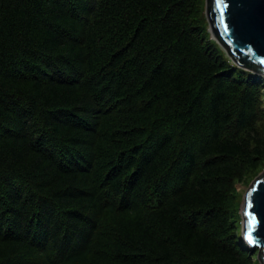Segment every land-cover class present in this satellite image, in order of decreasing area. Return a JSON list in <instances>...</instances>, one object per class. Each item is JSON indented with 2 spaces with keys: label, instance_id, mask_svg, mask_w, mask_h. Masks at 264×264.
Wrapping results in <instances>:
<instances>
[{
  "label": "trees",
  "instance_id": "1",
  "mask_svg": "<svg viewBox=\"0 0 264 264\" xmlns=\"http://www.w3.org/2000/svg\"><path fill=\"white\" fill-rule=\"evenodd\" d=\"M205 7L0 0V264H261L264 77Z\"/></svg>",
  "mask_w": 264,
  "mask_h": 264
},
{
  "label": "water",
  "instance_id": "2",
  "mask_svg": "<svg viewBox=\"0 0 264 264\" xmlns=\"http://www.w3.org/2000/svg\"><path fill=\"white\" fill-rule=\"evenodd\" d=\"M205 13L212 39L231 61L264 77V0H224L221 5L206 0ZM241 216L243 237L252 249L260 250L258 257L264 264V172L246 192Z\"/></svg>",
  "mask_w": 264,
  "mask_h": 264
},
{
  "label": "rangeland",
  "instance_id": "3",
  "mask_svg": "<svg viewBox=\"0 0 264 264\" xmlns=\"http://www.w3.org/2000/svg\"><path fill=\"white\" fill-rule=\"evenodd\" d=\"M263 105H264V103H263ZM263 121H264V119H263ZM263 172H264V166L261 168L260 173L256 177L255 176L249 177L248 179L244 178L241 182L236 184V190H237L236 195H237L238 201L240 203V205L238 207L240 214H241V206H242V203L244 200V196L246 195V192L249 190V188L252 185V183L254 182V180ZM240 224H242V222Z\"/></svg>",
  "mask_w": 264,
  "mask_h": 264
},
{
  "label": "snow or ice",
  "instance_id": "4",
  "mask_svg": "<svg viewBox=\"0 0 264 264\" xmlns=\"http://www.w3.org/2000/svg\"><path fill=\"white\" fill-rule=\"evenodd\" d=\"M223 2H224V0H216V4H217V5H221V4H223ZM221 12H223L222 9H221ZM225 27H226V29H227V25H226ZM261 63L264 64V60H262ZM249 239H251V237H250Z\"/></svg>",
  "mask_w": 264,
  "mask_h": 264
}]
</instances>
